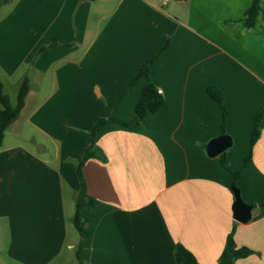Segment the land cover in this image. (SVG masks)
I'll list each match as a JSON object with an SVG mask.
<instances>
[{"label": "crops", "instance_id": "1", "mask_svg": "<svg viewBox=\"0 0 264 264\" xmlns=\"http://www.w3.org/2000/svg\"><path fill=\"white\" fill-rule=\"evenodd\" d=\"M252 1L0 0L4 90L25 75L31 84L0 146V222L10 261L64 264L75 251L78 264L80 237L69 230L80 190L76 164L99 118L133 116L145 81L117 99L167 41L149 72L162 106L139 127H100L96 155L82 165L93 200L83 210L82 262L175 264L181 243L199 264H217L235 222V244L254 252L234 264H264V206H252L247 222L235 221L230 188L231 171L241 170L243 201L264 198V0L246 27ZM209 85L224 94V134L232 140L223 151L226 168L221 153L207 155L222 120ZM259 110L260 135L244 164ZM47 143L51 159L34 153Z\"/></svg>", "mask_w": 264, "mask_h": 264}, {"label": "trees", "instance_id": "2", "mask_svg": "<svg viewBox=\"0 0 264 264\" xmlns=\"http://www.w3.org/2000/svg\"><path fill=\"white\" fill-rule=\"evenodd\" d=\"M261 2L262 0H253L252 4L249 8L246 9L244 14V24L246 27H252L261 12ZM54 45V42L49 46ZM167 45V41L161 47V49L157 52L153 57L145 60L139 67L137 73L130 79L127 87L122 92V94L118 97L116 105L124 98L127 91L138 84L141 80L145 81V84L140 92V95L137 99V102L134 107L133 116L127 120L123 121L113 115H110L106 118H99L96 123L93 125L91 130V142L86 148L83 158L76 164V173L78 176V180L80 183V190L76 197L75 201V211L72 219V223L74 228L79 234V242L76 247V257L78 260V264H84L80 257V251L83 248V240L86 235V221L87 218L83 214L84 209H88L91 207L93 200L89 197L85 192V183L82 177V165L84 162L92 158L96 155L94 153L95 149H97L95 144V133L96 131L102 127L103 125L110 122H117L129 128H136L141 126L146 118V115L150 112H156L163 104V97L160 93L157 92L156 86L152 83L149 77L150 65L159 57L161 52L165 49ZM45 47L41 46L38 50V53L41 52ZM31 87L30 80L25 75L18 87L16 102L12 104L9 100L8 95L4 92L3 82L0 79V146L2 145V141L4 138V134L8 126L18 117L23 105L24 99ZM206 92L208 95L215 100L221 107L222 120H221V134H224V125L227 120V110L224 105V94L223 92L214 85H209L206 88ZM262 119V110L256 112L253 116V126L249 135V150L246 156L244 157L243 163L245 164L250 156L252 146L255 141L258 139L260 135V121ZM220 164L222 167L226 168V162L224 158V152L220 154ZM104 159V157H100ZM241 170L231 171L232 177L230 180V186H236V181L240 177ZM253 207L256 206H264V198L258 202L253 203ZM235 222L232 226L231 230L228 232L225 238V242L221 253L218 257L217 264H234L235 260L239 258H244L254 251L247 246H237L234 242V230H235ZM173 256L175 260V264H199L194 254L187 249L183 244L176 243L173 250Z\"/></svg>", "mask_w": 264, "mask_h": 264}, {"label": "water", "instance_id": "3", "mask_svg": "<svg viewBox=\"0 0 264 264\" xmlns=\"http://www.w3.org/2000/svg\"><path fill=\"white\" fill-rule=\"evenodd\" d=\"M232 143L231 137L227 134H221L211 139L207 145V155L214 157L225 151ZM40 151V150H39ZM234 201L232 203V216L233 219L240 223H245L251 218L252 205L243 201L240 190L237 186H230Z\"/></svg>", "mask_w": 264, "mask_h": 264}, {"label": "rangeland", "instance_id": "4", "mask_svg": "<svg viewBox=\"0 0 264 264\" xmlns=\"http://www.w3.org/2000/svg\"><path fill=\"white\" fill-rule=\"evenodd\" d=\"M17 91H18V87L15 88H7L6 90H4V92L8 95L9 100L12 104H14L16 102V96H17ZM27 145L32 146L31 143H27ZM52 149L53 147L47 143L46 145V149L45 152H39L37 147L34 145V153L37 156L43 157L44 159H51L52 158ZM71 230V232L73 233L74 237H77V231L74 228V226L71 223V226L69 227ZM12 249L9 248V243H8V233L6 230V227L3 225H1L0 222V264H7V260L10 261V257H9V253H11ZM66 258V256H65ZM65 260V259H63ZM11 264H17V263H13L12 261H10ZM64 264H76L75 262V251L71 252V257H70V261H68V255H67V259L65 260Z\"/></svg>", "mask_w": 264, "mask_h": 264}, {"label": "built area", "instance_id": "5", "mask_svg": "<svg viewBox=\"0 0 264 264\" xmlns=\"http://www.w3.org/2000/svg\"><path fill=\"white\" fill-rule=\"evenodd\" d=\"M157 92L161 94V90L160 89H158Z\"/></svg>", "mask_w": 264, "mask_h": 264}]
</instances>
